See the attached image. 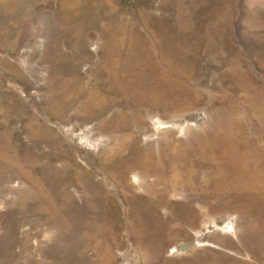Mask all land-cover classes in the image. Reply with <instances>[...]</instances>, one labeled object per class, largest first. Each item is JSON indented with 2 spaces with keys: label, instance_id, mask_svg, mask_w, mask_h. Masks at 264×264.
<instances>
[{
  "label": "rangeland",
  "instance_id": "1",
  "mask_svg": "<svg viewBox=\"0 0 264 264\" xmlns=\"http://www.w3.org/2000/svg\"><path fill=\"white\" fill-rule=\"evenodd\" d=\"M0 264H264V0H0Z\"/></svg>",
  "mask_w": 264,
  "mask_h": 264
}]
</instances>
